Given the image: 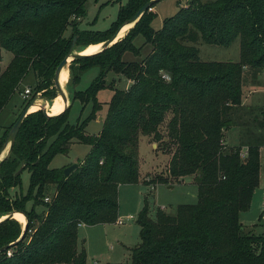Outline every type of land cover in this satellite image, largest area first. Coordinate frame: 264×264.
I'll use <instances>...</instances> for the list:
<instances>
[{"label": "trees", "instance_id": "obj_1", "mask_svg": "<svg viewBox=\"0 0 264 264\" xmlns=\"http://www.w3.org/2000/svg\"><path fill=\"white\" fill-rule=\"evenodd\" d=\"M85 1L0 0V47L13 55L0 71V112L29 71L36 83L32 97L41 91L44 97L55 95V70L72 49L64 36L68 28L71 38L77 36L74 49L102 43L149 0H128L111 26L97 33L77 27ZM154 17V11H145L111 46L70 61V99L91 100L88 117L69 124L70 104L56 115L38 109L23 119L0 165V217L23 213L26 231L19 239L18 221L0 222V249L9 245L0 251V264H86V251L77 245L78 227L117 221L119 185L139 181V135L161 140L159 126L167 113L165 135L175 146L169 175L179 183L192 176L197 200L178 204L174 214L158 208L155 220L143 209L140 242L131 249L130 261L112 264H264V233L245 232L239 219L259 184L264 107L252 129L230 117L242 104L243 69L254 75L264 71V0H189L157 30L151 27ZM137 34L151 51L139 61H123L125 51L139 54L133 44ZM236 39L238 61H202L195 45L202 40L228 47ZM92 66L98 76L77 91L80 75ZM111 70L131 83L111 88L102 128L88 134L86 124L101 108L96 93L106 87ZM13 123L0 136V151ZM231 127L240 128L236 145L225 141ZM73 143L89 146L78 167L67 176L66 166L50 168L52 158L67 154ZM23 170L29 172L26 193H11L21 187Z\"/></svg>", "mask_w": 264, "mask_h": 264}, {"label": "rangeland", "instance_id": "obj_2", "mask_svg": "<svg viewBox=\"0 0 264 264\" xmlns=\"http://www.w3.org/2000/svg\"><path fill=\"white\" fill-rule=\"evenodd\" d=\"M128 0H86L85 15L77 18L78 29L91 32L106 31L111 23L116 20L118 12ZM205 1V0H202ZM189 0H160L153 7L155 17L151 22V27L155 30L162 26L163 20L174 15L178 9ZM152 7V8H153ZM150 9L153 11V9ZM125 26V25H124ZM122 26V28L124 27ZM71 28H68L64 36L70 41L72 35ZM124 35V34H123ZM123 36L120 35L118 40ZM134 46L139 50L135 55L130 51H125L122 55L123 61H139L149 51L151 46L145 44L143 36L137 34L133 40ZM199 49V57L202 61H238L239 60V39H236L228 47L214 44H208L199 40L195 44ZM84 43H80V47ZM140 46V47H139ZM90 48V45H89ZM80 50V48H76ZM12 54L0 47V71L3 72L10 60ZM63 89L66 93L68 103L70 101L71 89L69 85L70 73ZM242 77V104L234 108L230 117L237 122L245 123L250 129L256 127L261 116L260 110L264 107V71L257 75L252 73L249 67L243 69ZM99 69L92 66L80 75L79 82L76 84L77 91L86 90L90 83L98 76ZM128 79L121 73L113 70L105 76L106 87L96 93V99L101 104V108L95 112L94 119H90L86 124L88 134H96L101 128L99 120L105 118L107 112V103L112 96V87L125 89ZM35 78L32 71H29L25 78L18 84L10 100L0 112V136L17 119L25 105L29 101H23L19 92L25 87H29L35 92ZM52 97L41 95V105L37 102L33 105V110H38L44 105L45 99L50 110L55 108V98L61 96L54 86ZM40 94L43 91L39 92ZM36 95V93H34ZM63 99V98H62ZM33 107V106H32ZM39 107V108H38ZM92 110V101L81 102L76 98L71 103L67 112V122L69 124L80 123L90 114ZM167 113L164 122L159 126V131L163 134L161 140L153 138L152 135H139L137 158L139 165V181L137 183L120 184L118 187V218L116 222L104 223L94 226H82L78 230V235L86 251V264H106V263H126L130 261L131 249L140 242V226L138 224L139 213L147 210V216L151 220L157 218L158 208H162L166 213L174 214L175 207L178 204H193L197 200V186L192 183V176L184 178V182L179 183L169 175L168 163L175 146L165 135L166 123L169 119ZM98 119V120H97ZM240 135L239 127H231L225 136V141L229 145L238 144ZM89 151L87 144H73L67 154H56L50 164V168H61L72 159H82ZM67 166V165H66ZM21 187L12 189L11 193H26L29 184V172L23 170L19 174ZM147 182H151L149 184ZM53 186L47 191L51 195ZM32 201H28L26 207L30 208ZM38 212H43L42 206L37 207ZM15 219V218H14ZM18 221L17 219H15ZM120 221V222H119ZM23 229V222L18 221ZM240 222L245 232L254 234L264 233V145L260 149V171L259 184L253 192L248 210L241 212ZM22 223V224H21Z\"/></svg>", "mask_w": 264, "mask_h": 264}, {"label": "water", "instance_id": "obj_3", "mask_svg": "<svg viewBox=\"0 0 264 264\" xmlns=\"http://www.w3.org/2000/svg\"><path fill=\"white\" fill-rule=\"evenodd\" d=\"M158 0H149L147 1L146 3H144L139 9L138 11L125 23L123 24L122 26L124 25H127L132 27L134 25V23L140 18V16L147 10H150L151 9V6L156 3ZM121 26V27H122ZM120 27V28H121ZM129 27V28H130ZM119 28V30H120ZM128 28V29H129ZM128 29L125 31V33L128 31ZM119 30L114 34L112 35L109 39L105 40L104 42H102V45L101 47L98 49V51H101L109 46H111L113 43H115L118 39H117V35H118V32ZM124 33V34H125ZM76 40H77V36H74L73 38V41H72V49L70 51V53H68L61 61L60 63L58 64L56 70H55V73H54V78H53V81H54V85L55 87L57 88L59 94L61 95V97L63 98L64 102H65V107L63 110H65L66 107H68L71 103H72V98L70 99L69 103H68V99L66 97V93L60 83V73L62 71V69L65 67V66H69V63L71 60L73 59H78V58H82L84 56H87V55H90V54H93V53H90V54H84L82 53V50L84 49H81V50H76L74 49L75 47V44H76ZM96 51V52H98ZM94 52V53H96ZM41 98V94L40 93H37L36 95H34V97L29 101V103L26 105V107L21 111V113L19 114V116L17 117V119L14 121L13 125L11 126L8 134H7V137L5 139V142L2 146V149L0 151V165H1V162L2 160L5 158V156L9 153L14 141H15V138L17 136V133L19 131V128L22 124V121L23 119L25 118V116L27 114H29L30 112V107L36 102V100L40 99ZM45 99V102H44V105H42V108L40 109H43V111L47 114V115H56V114H49L48 113V104H47V99ZM62 110V111H63ZM61 111V112H62ZM60 112V113H61ZM59 114V113H57ZM78 167V163L77 162H74V163H71L70 165L64 167L63 169V173L65 176L69 175L72 171H74L76 168ZM14 213L15 211L13 212H10L6 215H3L0 217V222L6 218H12L14 216ZM21 213V212H20ZM23 214V213H22ZM24 215V214H23ZM14 218V217H13ZM26 219V217H25ZM26 222L27 220L25 221L24 225H23V229H22V233L19 237L22 238L23 235H24V232L26 231ZM18 239V240H19ZM9 245H6V246H3L0 251H3V250H6L8 248Z\"/></svg>", "mask_w": 264, "mask_h": 264}, {"label": "bare ground", "instance_id": "obj_4", "mask_svg": "<svg viewBox=\"0 0 264 264\" xmlns=\"http://www.w3.org/2000/svg\"><path fill=\"white\" fill-rule=\"evenodd\" d=\"M129 27L130 26H128V24L125 25L123 28L121 27L120 30H119V32H118L117 39L119 38L120 35L123 36V34L125 33V31ZM101 45H102V43L95 44V45H90V48H89V46L87 48H84L82 50V53H84V54L94 53V52L98 51V49L101 47ZM67 69H68V66H65L62 69L61 73H60V83H61L62 87L65 84L66 79H67V76H68V70ZM41 101H42L41 99L36 100V102L38 103L37 106L41 105V103H42ZM54 101L56 103L54 110L53 111L50 110L49 105H48V112L51 113V114L60 113L64 109V107H65V105H64L65 102H64V100L62 99L61 96H57ZM32 106L30 107V111H34L33 109L36 108L34 105H32ZM61 108H63V109L60 110V111H56L55 110V109H61ZM13 217L15 219H17L18 221L23 222V223H25V221H26L25 218H24V216L21 213H18V212H15Z\"/></svg>", "mask_w": 264, "mask_h": 264}, {"label": "crops", "instance_id": "obj_5", "mask_svg": "<svg viewBox=\"0 0 264 264\" xmlns=\"http://www.w3.org/2000/svg\"><path fill=\"white\" fill-rule=\"evenodd\" d=\"M152 9H153V11H154V7H153ZM154 12H155V11H154ZM145 44H148V43H145ZM149 45H150V44H149ZM139 47H140V46H139ZM150 51H151V48H149V51L145 54V56H146ZM145 56H144V57H145ZM144 57H142V58H144ZM142 58H141V59H142ZM141 59H140V60H141ZM130 83H131V81L128 80V81H127V86H126V88L130 85ZM126 88H125V89H126ZM97 120H98V119H97ZM99 121H100V123H101V128H102V121H103V120H99ZM101 128L99 129V131L101 130ZM99 131H98V132H99ZM98 132H97V133H98ZM97 133H96V134H97ZM73 144H78V143H73ZM73 144H72V145H73ZM79 144H81V143H79ZM72 145H71V146H72ZM235 145H236V144H235ZM261 147H262V146H261ZM261 147H260V149H261ZM82 159H83V158H82ZM82 159H78V158H77V159H74V160L71 159V160L69 161V163H66V164L63 165V166L70 165L71 163L81 161ZM63 166H62V167H63ZM240 214H241V213H240ZM239 219H240V215H239ZM21 224H22V223H21ZM22 225H24V223H23ZM97 225H98V224H97ZM82 226H86V225H80V226L78 227V230H79V228L82 227ZM93 226H94V225H93ZM77 245H78L79 248L83 246V244H82V242H81V240H80L79 235H78V243H77Z\"/></svg>", "mask_w": 264, "mask_h": 264}, {"label": "built area", "instance_id": "obj_6", "mask_svg": "<svg viewBox=\"0 0 264 264\" xmlns=\"http://www.w3.org/2000/svg\"><path fill=\"white\" fill-rule=\"evenodd\" d=\"M166 77V76H165ZM39 93V92H38ZM20 97L23 99V101H29L32 98V91L29 87H25L22 91L19 92ZM51 199L50 196H46L44 200L46 202H49ZM120 222V221H119ZM6 254L9 256L11 255V251L8 250Z\"/></svg>", "mask_w": 264, "mask_h": 264}]
</instances>
